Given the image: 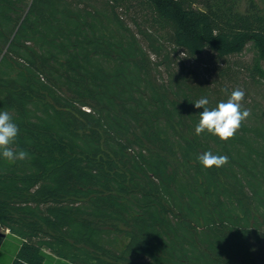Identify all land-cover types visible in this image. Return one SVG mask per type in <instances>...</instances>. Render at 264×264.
Listing matches in <instances>:
<instances>
[{
	"label": "trees",
	"instance_id": "16d2710c",
	"mask_svg": "<svg viewBox=\"0 0 264 264\" xmlns=\"http://www.w3.org/2000/svg\"><path fill=\"white\" fill-rule=\"evenodd\" d=\"M260 1L0 0V112L29 154L0 156L6 264H264V110L244 97L221 141L193 104L228 99L248 45L264 80Z\"/></svg>",
	"mask_w": 264,
	"mask_h": 264
},
{
	"label": "clouds",
	"instance_id": "9594fccd",
	"mask_svg": "<svg viewBox=\"0 0 264 264\" xmlns=\"http://www.w3.org/2000/svg\"><path fill=\"white\" fill-rule=\"evenodd\" d=\"M244 97V90L236 88L231 91L226 101H220L215 107H209L210 101L207 97L193 102L195 108L203 109L199 113L195 133L200 135L208 132L221 141L233 138L241 128L242 122L250 116V110L242 108ZM18 134L19 128L12 115L7 111L0 112V156L7 161H23L28 158L27 151L13 148ZM197 159L205 168H219L228 163L227 156L216 155L211 151L204 152Z\"/></svg>",
	"mask_w": 264,
	"mask_h": 264
},
{
	"label": "rangeland",
	"instance_id": "374dc122",
	"mask_svg": "<svg viewBox=\"0 0 264 264\" xmlns=\"http://www.w3.org/2000/svg\"><path fill=\"white\" fill-rule=\"evenodd\" d=\"M259 4H261V1L258 0ZM239 3L241 5V10L245 9V0H239ZM126 13V10H122V13ZM133 11H131L132 13ZM125 15V14H124ZM255 50L252 48L251 45H248L246 50L239 56H234L230 58V62L233 63L232 67L236 70H239V74H237V82L234 84V87L241 88L245 92V98L248 99L249 105H259V109L261 110H255L256 113H261L260 111L264 110V80L261 81L258 84L253 83L250 76V71L252 69L254 58H255ZM213 57L211 55H206L202 57L201 59V65L207 66L210 71L203 70V74H205L208 79L213 81L217 77V71L213 70V67L215 66V61H213ZM187 65H191L193 63L186 61ZM264 66V63H263ZM204 68V67H203ZM206 69V68H204ZM231 74L234 73L233 70H231ZM239 77V78H238ZM248 88V90H247ZM263 109V110H262ZM0 233H5L6 235L9 233V231H5L3 228L0 227ZM7 237V236H6ZM7 240H12L10 237L6 238ZM13 241V240H12ZM12 247L13 245L11 243H8L5 248L0 252V264H6L7 261H9V258L11 257L12 253Z\"/></svg>",
	"mask_w": 264,
	"mask_h": 264
},
{
	"label": "water",
	"instance_id": "95a60500",
	"mask_svg": "<svg viewBox=\"0 0 264 264\" xmlns=\"http://www.w3.org/2000/svg\"><path fill=\"white\" fill-rule=\"evenodd\" d=\"M6 234L5 233H0V247H1V244H2V242H3V239H5L6 238Z\"/></svg>",
	"mask_w": 264,
	"mask_h": 264
}]
</instances>
